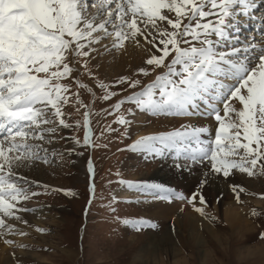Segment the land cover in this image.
Returning <instances> with one entry per match:
<instances>
[{"label":"snow or ice","instance_id":"snow-or-ice-1","mask_svg":"<svg viewBox=\"0 0 264 264\" xmlns=\"http://www.w3.org/2000/svg\"><path fill=\"white\" fill-rule=\"evenodd\" d=\"M257 6V0H0V237L27 235L7 219L27 224L19 213L31 209L23 202L39 193L29 191L16 170L50 162L43 144L52 143L60 128L73 127L66 122V105L74 102L77 112L84 109L83 144H91V117L98 113L82 94H89L93 103L117 96L93 69L100 67L99 56L127 51L129 44L147 53V67L137 75L164 71L142 87L141 80L121 76L115 83L126 85L123 91L140 90L119 99L107 115L128 103L153 115L200 116L214 123L141 136L130 150L149 157L174 152L176 159L192 164L207 161L209 172L224 178L236 171L250 178L264 176V41L242 42L238 35L242 18ZM116 123L127 130L131 121L121 114ZM105 130L115 131L111 126ZM88 171L93 173L91 162ZM128 186L149 190L154 199H187L160 184ZM231 191L242 203L246 189L233 184ZM89 192L94 196V183ZM197 199L201 207L194 210L214 219L205 212L203 195H193L188 203ZM257 214L253 209L252 215ZM122 223L138 231L157 227L146 219Z\"/></svg>","mask_w":264,"mask_h":264},{"label":"rangeland","instance_id":"rangeland-1","mask_svg":"<svg viewBox=\"0 0 264 264\" xmlns=\"http://www.w3.org/2000/svg\"><path fill=\"white\" fill-rule=\"evenodd\" d=\"M255 15L260 19L264 17V6L262 10H257ZM256 18H253L252 21L258 20ZM260 21L262 22V20ZM243 31L244 29L241 28L238 35L246 39L245 35H249ZM252 39L258 43L264 41L262 40L264 34L261 39H254L251 36L247 40L253 41ZM106 54L108 53H104V55ZM103 56H99L97 60L100 61ZM106 67L111 66L107 63ZM145 67L147 66L145 65ZM93 70L98 73V79H102L105 83L113 86L112 90L117 92V96L110 101L97 100L93 103L89 94H82L85 102L91 104L93 113H98V115L91 117V144L89 146L83 144L86 131L83 127L82 113L84 109L77 112L74 102L70 103L65 106L64 110L66 122L73 127L60 128L52 143L45 142L43 147L48 149L50 162H38L45 174L47 171H53L58 172L57 175H43V180L39 183L33 181L32 175L30 176L33 171L36 173L37 170L33 163L16 170L22 172L21 175H26L24 178L28 184L25 186L29 188V191L39 193L25 203L37 204V208L41 207L46 211L43 216L38 217L43 223L41 227L45 229L44 232H36L38 227H33L30 222H28V226V224L20 223L15 219H7V222L15 225L18 231L24 227L32 229L27 235H19L22 240L21 244H15L16 238L10 239L13 241V244L10 245L11 249H9L11 253L6 254L10 257L13 256L11 257V259L13 258L12 263L14 264L15 261V264H264V239L260 235L264 233V198H261V194H264V176L250 178L246 174L236 171L234 175L224 178L222 175L210 173L207 161L203 164H192L182 157L176 159L174 152H166L162 157H149L143 152L130 150L129 146L136 140L133 125L130 124L131 127L128 126L125 130V126L116 123V119L122 114L130 120L128 109H131L132 113L138 109L134 105L125 103L119 112H113V115H107V113L113 111L112 106L119 99H123L131 92L140 89L123 91L122 88H125L126 85H118L115 81L125 75L115 72L107 74L95 67ZM157 71L161 73L164 69H156ZM137 72L135 71L128 76L141 80V87L150 83L151 81H147V79L155 73L143 76L137 75ZM81 79L85 83H90L87 78L81 77ZM72 90H76L75 85H73ZM96 92L98 96L102 94L100 89H96ZM143 113L152 117L153 120L148 121L149 125L147 122L141 123L142 128L155 126L152 131L145 132V135H154L181 127L176 125L177 127L168 129L156 128V125L159 124L158 121L163 117L148 112ZM192 119H197L199 122L193 125L214 127L211 120L200 116H192ZM77 121L80 122L79 127L76 126ZM108 126L114 128L115 131H106ZM76 140H79L80 143H75ZM35 142L39 143L38 141ZM89 162L93 167L92 174L88 171ZM156 168H162L163 172H166V177H171L166 178L165 181L150 179ZM58 177L63 182H59ZM191 177H199L200 183H194L193 186L189 187L191 182L188 181L191 180ZM202 179L203 181L206 180L207 183L202 185ZM128 182L133 184H160L182 193L187 201L184 204L173 200V202H164L153 199L149 190L143 194L144 199L140 200L137 199L140 195L136 193L142 191L138 189L137 192L135 187L130 188ZM214 182L219 185V187L216 186V189ZM91 183L95 185L94 196L89 192ZM233 184H239L246 189V193L241 194L242 203H237L235 200L234 193L231 191ZM204 185L211 186L209 188L215 191L214 196ZM119 188L122 189V192H117ZM66 192L72 194H65ZM223 192L226 193L227 198H222L221 193L223 194ZM248 193H256V195H249ZM195 194L205 197V212L208 217L214 218L206 219L197 213L194 207L188 210L196 215L189 214L188 216L198 217L195 222L197 219L200 222L197 224L200 231L199 241H195L185 229L181 228L179 221L176 220V215L171 216L169 214L168 217L150 215L155 211L158 214L161 210L158 207L159 204L173 203L182 209L190 206L188 199ZM114 197L115 201H113ZM221 198L225 202L235 204L239 211H241L240 209L246 210L248 214L245 215L247 216L246 220L252 228H232L222 215L226 204H221ZM90 199L91 203H89ZM193 203H196L195 207H201L198 199ZM113 208L115 212L112 211ZM163 209L167 208L162 207ZM253 209L258 213L257 215H252ZM29 212H22L21 214L25 215ZM63 212L66 215L63 216ZM29 215L34 216L35 214ZM51 217H54L56 222H51ZM29 218L32 219L33 217ZM192 218L191 221H193ZM123 219H146L155 223L157 227L154 229L142 227L138 231L136 228L122 223ZM211 231L215 233L212 234ZM34 232H36L35 237H33ZM167 232L171 233L167 234ZM165 234L170 236L174 245L168 238H165ZM28 236L30 240L27 239ZM162 238L164 239L162 240ZM4 241L3 244L5 245ZM25 241H28L30 245L26 246L27 248L20 247V245H26ZM18 250L20 253L16 254ZM65 250L71 251L72 256H69ZM34 253L38 257H35Z\"/></svg>","mask_w":264,"mask_h":264},{"label":"bare ground","instance_id":"bare-ground-1","mask_svg":"<svg viewBox=\"0 0 264 264\" xmlns=\"http://www.w3.org/2000/svg\"><path fill=\"white\" fill-rule=\"evenodd\" d=\"M257 8L252 12V15L254 14V16H250V17H244V18H242V20H241V28H245V26H250V24H256L257 25V22H254V21H252L251 22V19H253V18H255V17H258V16H256L255 14H256V12H257V10H259L263 5H264V0H257ZM258 20H260L259 18H257ZM262 25V24H261ZM240 28V29H241ZM248 35L249 36H253L254 35V33L252 32V31H250L249 33H248ZM241 38V37H240ZM253 38H255V36H253ZM261 38H262V36H261ZM241 41L242 42H246V41H248L247 39H245V38H241ZM147 58V53H146V51L144 50V49H141V48H137L136 46H134V45H132V44H129L128 46H127V51H121V52H116V51H113V52H111V53H108V54H106V55H104L102 58H101V60L100 61H98L99 62V64H100V67L99 68H97L98 70H100V71H104V73H107V74H109V72H111L110 74H112V73H118V74H120V75H125V76H128V75H130V74H132V73H134L135 71L137 72V70L140 68V67H145V64H144V60ZM103 59V60H102ZM107 63H109V66H111V67H109V68H107L106 67V65H107ZM111 68V69H110ZM160 72L159 71H157V72H155V73H153L152 75H151V77H149L148 79H147V81H153L154 79H155V76L157 75V74H159ZM129 77V76H128ZM147 115V114H146ZM145 115V113H143V112H141V111H139V110H136V111H134L133 113H131L130 114V121H131V125H133L132 127H133V132H135V139H137V138H140L141 136H144L145 135V132H148V131H152L153 130V127H155V126H148L147 128H142V126L140 125L141 123L143 124V123H148V125H149V122L151 121V120H153L152 119V117H149V116H146ZM159 116H162L163 117V119H161V120H159L158 122H159V124L158 125H156V128H160V129H168V128H172V127H174V126H176V125H178L179 127L181 126V125H184V124H190V125H193V124H196V122H198L197 121V119H192V117H190V118H188V117H182V116H179V117H175V116H173V115H164V114H158ZM149 121V122H148ZM199 123V122H198ZM208 124V123H207ZM130 126V125H129ZM131 127V126H130ZM177 127V126H176ZM157 130V129H156ZM183 158V157H182ZM176 161H178V160H176ZM184 161V160H183ZM180 162V161H179ZM34 164V166H35V169H37L36 170V173L33 171H31L32 172V174H30V176L32 175V180L33 181H36V182H41L42 180H43V175H47V176H50V174H53L54 176L55 175H57V173L56 172H53V171H47V174H45L44 173V170L40 167V164L38 165V162L36 163H33ZM37 165V166H36ZM23 169V168H22ZM162 168H156L153 172H152V174H151V176H150V179L152 178V179H154V180H166V178H169V177H171V176H169V177H166V172H163V169L161 170ZM19 170V169H18ZM174 170V169H173ZM182 170V169H181ZM166 171V170H165ZM170 172V171H169ZM21 177L23 176V175H21L22 174V172L20 173V172H17ZM179 173V172H178ZM29 175V174H28ZM168 175V174H167ZM173 175V174H172ZM179 175V174H178ZM26 176V175H25ZM25 176H23V177H25ZM73 177V176H72ZM177 177V176H176ZM181 177H184L183 175H181ZM26 178V177H25ZM60 177H58V179L57 178H55V179H57L59 182L61 181V182H63L61 179H59ZM74 178V177H73ZM72 178V179H73ZM185 178V177H184ZM53 179V178H52ZM54 179V180H55ZM71 179V180H72ZM68 180H70L69 178H68ZM199 180V177H191V180L190 181H188V182H191V185L189 186V187H191V186H193V184L195 183V184H199L200 182L198 181ZM174 181V180H173ZM202 181H203V179H202ZM211 181H213V180H211ZM22 182H24V181H21V183ZM39 182V183H40ZM179 182V181H178ZM28 184V183H27ZM214 188L216 189V186H218L219 187V185H218V183L217 182H214ZM209 186L210 185H204V187L205 188H207L208 190H209V192L214 196V190L212 189H210L209 188ZM211 187V186H210ZM134 189V188H133ZM135 190L138 192V189L137 188H135ZM191 190V189H190ZM205 190V189H204ZM147 190H145L144 192L142 191V192H139V193H136V194H139L140 196L137 198V199H144V193H147L146 192ZM117 192H122V189H118V191ZM126 193V192H125ZM128 194H130V193H128ZM126 195V194H125ZM221 196H222V198H227V196H226V193L225 192H223V194L221 193ZM125 197V196H124ZM222 198H221V204H226V206H225V208H223V212H222V215L224 216V219L225 220H227V223L232 227V228H239V229H244L245 227H249L250 229L252 228V226L248 223V221L246 220V217L247 216H245V215H248L246 212V210H243L242 211V209H240L241 211H239V208H237L236 206H235V204H233L232 202H228V201H224V200H222ZM189 199H190V197H189ZM164 202H168V201H165V200H163ZM187 200H174V202H186ZM26 202V201H25ZM24 202V206L26 207V208H28V209H31L30 210V212L34 215V216H31V215H29V214H31L30 212H29V214H21V213H19V215L22 217V219L23 220H27L28 222H30L32 225H33V227L34 226H37L38 228H42L41 226H42V221L38 218V217H40V216H43L44 214H45V211H46V209H42L41 207H36V206H38L37 204H34V203H25ZM171 202H173V201H171ZM197 203V202H196ZM196 203L194 204H190V206H186V207H184L183 209L182 208H178V206L177 205H173V203L172 204H163V205H161V204H159L158 205V207H160L161 208V210L158 212V214H156V211L153 213V214H150L151 216H154V217H163V216H165V217H168V215L169 214H171V216L172 215H176L175 217H176V220H178L179 221V224H180V226H181V228H183V229H185L186 231H187V233L189 234V235H191L192 236V238L196 241H199V239H200V231H199V226L197 227V224H199L200 222H199V220L197 219V221L195 222V220H196V218H198V217H195L196 215L194 214V213H192V212H190V211H188L190 208H193L195 205H196ZM182 204V203H181ZM185 204V203H184ZM184 204H183V206H184ZM43 206V205H42ZM157 206V205H156ZM162 207L163 208H167V209H163L162 210ZM220 208V210H221V207H219ZM169 209V210H168ZM164 210H166L165 212H164ZM158 211V210H157ZM189 214H192V215H195L194 216V218H192V217H190V216H188ZM29 215V216H28ZM62 215L64 216V215H66V213L65 212H63L62 213ZM146 215H148V214H146ZM28 216V217H27ZM29 217H33L32 219H30ZM48 218V217H47ZM191 218L193 219V221H191ZM51 222L52 221H55L56 222V220H55V218L54 217H51ZM17 221V220H16ZM250 222V221H249ZM19 223V222H18ZM20 223H22V222H20ZM28 224V223H27ZM25 225V224H24ZM24 225H22V226H24ZM28 226H29V224H28ZM19 228H21V227H19ZM235 229H233V230H235ZM30 230H32L30 227L29 228H23L22 230H20V231H23V232H25V233H29V231ZM37 232V231H36ZM36 232H34L35 234H33V237H35L36 236ZM168 233H171V232H167V234ZM211 233L212 234H214L215 232L214 231H211ZM14 235V234H13ZM166 235V234H165ZM31 237H32V234H31ZM165 237V236H164ZM12 239V238H16L15 239V244L16 243H18V244H21V242H22V240L20 239L21 238V236H19V235H17V236H6V237H0V264H13L12 263V259H11V257H13V256H9V255H7L6 253H11V251L9 252V249H11V246L9 245V244H3V241L5 240V239ZM30 237L28 236L27 237V239L28 240H30L29 239ZM165 238H168V240L169 241H171V238H170V236H168V235H166V237ZM164 238H162V240H163ZM32 241V240H31ZM171 243L174 245V242H173V240L171 241ZM25 244L26 245H24V247H26V246H29L30 245V243H28V241H25ZM21 247V246H20ZM27 248V247H26ZM171 248H173V246L171 245ZM65 251H67L66 253H68V255L69 256H72V252L71 251H69V250H65ZM20 252H19V250H18V252H16V254H19ZM13 255V254H12ZM34 256L35 257H38L35 253H34ZM17 257V256H16ZM20 257V256H19ZM18 257V258H19ZM14 264H15V261H14Z\"/></svg>","mask_w":264,"mask_h":264}]
</instances>
